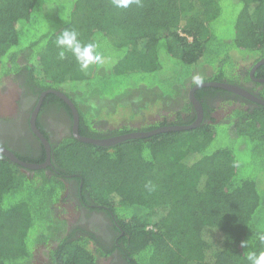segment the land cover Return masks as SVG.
Returning <instances> with one entry per match:
<instances>
[{
    "label": "trees",
    "instance_id": "trees-1",
    "mask_svg": "<svg viewBox=\"0 0 264 264\" xmlns=\"http://www.w3.org/2000/svg\"><path fill=\"white\" fill-rule=\"evenodd\" d=\"M67 2L0 0V85L24 68L34 92H63L88 127L116 119L103 109L96 115L81 109L94 97L115 100L156 88L158 99L172 98L198 81L235 83L241 72L251 81L253 64L264 57V0H229L237 13L227 39L215 29L224 19L221 0H139L127 8L113 0ZM64 30L76 31L82 45L96 44L104 62L81 70L70 51L61 59L55 41ZM243 62L251 63L238 69ZM203 67L211 74L192 80ZM254 77L264 78V63ZM255 89L264 99V82H255ZM230 92L196 89L204 117L189 129L109 146L65 135L52 148L58 172L27 173L0 154V264H32L35 248L49 246L51 239L55 244L45 251V264H99L108 256L109 264H250V252L264 251L258 239L264 234V105L245 99L232 107L238 96ZM219 93L227 96L209 105L204 96ZM58 98L45 95L69 111ZM227 108L223 119L211 115ZM190 114L188 100L169 124L149 122L140 130L188 125ZM222 121L243 146L215 143V126ZM71 180L81 184V199L92 209L113 213L111 243L96 236V226L68 229L56 213L67 210L64 191ZM171 238L177 239L173 248ZM113 252L119 254L115 260Z\"/></svg>",
    "mask_w": 264,
    "mask_h": 264
},
{
    "label": "flooded vegetation",
    "instance_id": "flooded-vegetation-1",
    "mask_svg": "<svg viewBox=\"0 0 264 264\" xmlns=\"http://www.w3.org/2000/svg\"><path fill=\"white\" fill-rule=\"evenodd\" d=\"M255 64L256 63L253 64L249 72L252 79L251 81H245V79L243 78L244 74L241 72L238 80L235 79V83L228 84L238 86L248 93L261 98L257 95V89H259V87L255 89V82H262L260 81V79L264 78L254 77V72L257 67H259H255ZM253 68L254 70L252 71ZM4 80L9 81V87L6 89L10 90L11 87L8 95L10 98L13 96V99H11V101L5 100V105H2V103L0 104L1 110H5V106H9L10 109L7 112L5 111L6 114L0 115V147H3L4 149L10 151L18 158L19 156H22L23 158L28 160L25 161L28 163L41 164L45 163L46 160L49 159V164L43 168L44 171L49 174L52 172H58V170H56L58 167L54 165L55 160H53L52 156V148L54 144H57L65 135H72L75 139H77L74 134L75 118L71 108L58 95L57 97H59L60 100H62L64 104L68 106L67 108L69 109V111L65 108V106L59 104L57 100L46 101L45 95L47 93H50V91H48L50 89L43 90L40 93L34 92L31 84L27 82V71L24 68L20 69L17 72H12L10 75L6 76ZM199 82L201 81L196 82L194 85L188 86V100H190L189 94L192 88L194 92L193 94H195L196 89L200 88L197 87V83ZM230 93L232 94V97H235V95H237V99H239L233 100L232 107L240 105V100L243 101L245 99H248L243 94L233 91H231ZM226 96V93L221 95L219 93L215 95H205L204 97L209 105L218 106L220 100ZM198 101L200 102V100ZM200 105L202 108V121L204 113L201 102ZM217 110H213L211 112V115L214 116ZM34 113L35 116L33 118ZM137 116L138 114L132 118H123L124 122L121 124H114L113 122H111L112 125H110V122H108L107 120H103L104 122L101 123H99V121L95 123L93 122V124L88 127L85 121H82L81 117L78 114L76 132L82 137H89L98 140H104L133 132H141L140 129L145 124H142L140 121H138ZM197 117V108L192 104V114L186 115L185 121L191 119V123H193L195 122ZM32 118L34 120V129L36 131H34L32 127ZM119 119H115L114 122H117ZM162 122H167L169 124L171 120L168 118L163 120L157 119L151 121L150 123L157 124ZM167 123H163L162 125H166ZM81 129H84L83 134L81 132ZM42 138L44 139V141H46L47 144H45ZM0 154L2 153L0 152ZM21 168L23 171L29 173L28 169L23 167ZM67 186L68 188L64 191V196H68V202L66 201V209L69 212L72 211L73 213H75L77 217V223H74L71 217H68V219L66 220L68 222V229L81 228L90 230L91 227L93 228V226H96L99 230L98 233H95L96 236L99 237L104 235L106 239L103 240H106V243H111V237L113 233L112 229L115 228V217L113 213L110 210L105 212L92 209V205L90 203L82 201V192L79 189L81 184H77L76 180H71ZM118 255L119 254L117 252H113V256L115 257L114 260L118 258ZM108 258L111 259V256H108Z\"/></svg>",
    "mask_w": 264,
    "mask_h": 264
},
{
    "label": "rangeland",
    "instance_id": "rangeland-1",
    "mask_svg": "<svg viewBox=\"0 0 264 264\" xmlns=\"http://www.w3.org/2000/svg\"><path fill=\"white\" fill-rule=\"evenodd\" d=\"M68 4L71 2V0H67ZM222 2V7H223V15L224 19H221L219 21L215 22V29H216V34L218 36H222V38L227 39L231 38L234 34L233 28H232V21L237 13V8L229 2V0H221ZM240 52V51H239ZM23 62V60L21 61ZM249 62H243L240 64L238 69H240L242 66L246 65L248 66ZM194 76L192 80H197L198 78L201 77H207L211 74V69L208 67H203L200 69H196L194 72ZM166 86V85H165ZM9 87V81L4 80V83L2 86H0V104L5 105V100H10L13 99V96L10 98L8 95V92L11 90L6 89ZM164 90H167V86L164 87ZM6 89V90H5ZM157 89L152 88V90H149L148 92H133V93H127V94H122L115 100H110V99H101L98 97L92 98L93 100L87 102L84 105H81V109L83 111L89 110L93 115H96L99 111V109H103V112L106 115H114V118L119 119L117 122H113L114 124H121L124 122V119L121 118V112L126 113V114H131L133 115L134 113L138 114L137 120L140 121L142 124H147L151 121L160 119H171L174 117V114L177 111H180V109L184 106V104L188 101V87L177 93L174 97L170 98L167 97H162L161 99H158L156 96ZM122 104L121 106L118 105V107L114 110V108L111 105L114 104ZM9 105V103H8ZM4 108V107H3ZM10 110L9 106H5V110L0 109V115L6 114V112ZM6 111V112H5ZM132 111L134 113H132ZM101 111H99L98 114H100ZM229 110L228 108L225 110H217L215 112V116L217 119H223L225 114H228ZM134 114V115H136ZM120 115V117H119ZM96 122V121H95ZM104 122L103 120H100L99 123ZM109 126V125H108ZM230 127L228 121H222L220 124L215 126V131H216V137H215V143L219 144V146H231V147H236V146H243V141L237 136H233L229 133ZM239 157L243 156L242 151L239 149ZM158 171L156 170L154 172V181L158 180ZM155 192L154 188H151L149 190L150 194H153ZM56 213L59 215H62L66 220L68 217H71L74 223H77V217L75 213L72 211L66 210V212L63 214V211L60 209H56ZM61 213V214H60ZM177 239L176 238H171L168 241V247L173 248L176 246ZM54 240H50L49 246H37L34 250V260L32 264H45L46 258H45V251L53 247L54 245ZM111 262V259L108 257H100L98 260L99 264H109Z\"/></svg>",
    "mask_w": 264,
    "mask_h": 264
},
{
    "label": "water",
    "instance_id": "water-1",
    "mask_svg": "<svg viewBox=\"0 0 264 264\" xmlns=\"http://www.w3.org/2000/svg\"><path fill=\"white\" fill-rule=\"evenodd\" d=\"M262 63H264V57L262 59H260L258 62H256L255 67L259 66ZM253 70H254V68L252 69V71ZM260 81L264 82V79H260ZM201 86L221 87V88H224V89L236 92V93L243 94L248 99H251L252 101H255V102H258V103L264 105V99L258 98L255 95L248 93L247 91L239 88L238 86L232 85V84H228L225 82H199V83H197V87H201ZM48 91H50L52 93L54 92V94L61 97L71 108L73 115H74V118H75L74 134L77 137V139H80L81 141L89 142V143H92L95 145H100V146H109V145L124 141V140L129 139V138L147 137V136L157 134L160 132H164V131H177V130L189 129V128H192L194 126H197L201 122V117H202V108H201L200 102L194 96V94H193L194 92H193V88H192V90L190 91V94H189V99H190L191 103L197 108L198 117L195 120V122L188 124V125H182V126L171 125L168 127H160V128H156V129L145 131V132H133V133L125 134V135H119L116 137H111V138L104 139V140H102V139L98 140V139H93V138H89V137H82V136L78 135L76 132V128H77L76 125H77V121H78V111H77L74 103L65 94H63L59 90L50 89ZM35 113H36V110H35ZM35 113L33 114V118L35 116ZM33 118H32V127L34 129ZM34 131H36V130L34 129ZM43 141H44V139H43ZM44 142H45V144H47L46 141H44ZM0 152L2 154H4L8 159H10L12 162L20 165L23 168L29 169V170L41 169V168L46 167V165L49 164V159H47L45 163H41V164L25 162V161L19 159L18 157H16L10 151L4 149L3 147H0Z\"/></svg>",
    "mask_w": 264,
    "mask_h": 264
},
{
    "label": "clouds",
    "instance_id": "clouds-1",
    "mask_svg": "<svg viewBox=\"0 0 264 264\" xmlns=\"http://www.w3.org/2000/svg\"><path fill=\"white\" fill-rule=\"evenodd\" d=\"M132 3H139V0H113V4L118 8H127ZM77 37L78 33L74 30H64L57 36L55 42L60 48L59 57L63 59L65 50L70 51L75 56L81 70H87L93 64H102L104 60L96 51L97 45L93 43L82 45ZM258 239L264 243V234H261ZM241 246L247 247V241H241ZM247 260L250 264H264V251L250 252Z\"/></svg>",
    "mask_w": 264,
    "mask_h": 264
}]
</instances>
